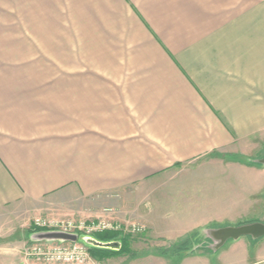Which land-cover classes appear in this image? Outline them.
Instances as JSON below:
<instances>
[{"label":"crops","instance_id":"1","mask_svg":"<svg viewBox=\"0 0 264 264\" xmlns=\"http://www.w3.org/2000/svg\"><path fill=\"white\" fill-rule=\"evenodd\" d=\"M249 10L250 0H0V234L31 211L141 225L166 245L212 233L175 264L264 260L248 236L212 251L214 231L262 213L264 166L234 158L253 151L241 94L251 55L236 44ZM5 254L0 264H28Z\"/></svg>","mask_w":264,"mask_h":264},{"label":"rangeland","instance_id":"2","mask_svg":"<svg viewBox=\"0 0 264 264\" xmlns=\"http://www.w3.org/2000/svg\"><path fill=\"white\" fill-rule=\"evenodd\" d=\"M250 1V19H247L246 17L245 23L237 27V38L242 39L243 34L244 41L242 42L241 39V41L236 40V44L237 47L246 49L245 51L249 52L251 55L249 58H245L246 63H244L243 67H245L246 77H244V88L241 90V94H243L247 106L250 107L251 129L253 133L248 140L251 142L253 151L248 156L238 153L234 158L243 163H253L264 166V164L259 163L260 160L264 159V0ZM237 18L238 23L239 17L237 16ZM240 22H243V18L240 19ZM248 60L250 61L249 63H247ZM260 212L262 213L257 214L255 219L246 220L244 222L261 223L264 225V193L262 195ZM31 213V211L25 213L19 220L20 224L12 226L13 228L10 229V231L12 230L11 235H7V233L0 234V256H4L5 253V255H7L9 252L7 256H15L18 257V259L25 258L24 254L26 250L34 244L29 237L31 234L30 229L32 220L37 216L44 217L43 214L32 215L33 213ZM7 231L9 230L6 228L5 232ZM209 235L212 236V233L201 231L196 235L182 240L185 242L184 244L187 251L180 252L177 251V248L175 247L176 245H166L161 242V240L149 238L146 236L145 232L143 235L129 236L127 243L128 246L126 247L124 255L117 256V259L113 260H109L108 258H96L97 261L93 259L92 264H128L127 262L134 260V257L146 255V252L155 254L156 256H160V253H165L172 260V264H175L186 254H191L193 253L192 251L196 253L198 250L196 246L204 241V236ZM83 237L84 236H81L80 238ZM260 240V243H262V247L264 248V237H261ZM218 242L219 241L214 242V245H212V251L215 252L217 250L216 245ZM204 245L206 246L207 244ZM33 262L39 264L34 260H27L28 264H34ZM256 262L264 264V260H240L239 262H236V264H253ZM209 264L232 263L230 260H209Z\"/></svg>","mask_w":264,"mask_h":264},{"label":"built area","instance_id":"3","mask_svg":"<svg viewBox=\"0 0 264 264\" xmlns=\"http://www.w3.org/2000/svg\"><path fill=\"white\" fill-rule=\"evenodd\" d=\"M31 226L39 231L76 235L78 238L76 242H35L26 250L24 257L39 264H92L88 248L79 242L81 236L92 237L106 232L135 236L146 232L141 225H125L104 219L85 221L36 217Z\"/></svg>","mask_w":264,"mask_h":264},{"label":"water","instance_id":"4","mask_svg":"<svg viewBox=\"0 0 264 264\" xmlns=\"http://www.w3.org/2000/svg\"><path fill=\"white\" fill-rule=\"evenodd\" d=\"M259 163L264 164V159L260 160ZM214 238L219 241V246L222 245L228 239H239L241 237H251L252 239H259L264 237V225L261 223H252L248 225L238 227H226L221 228L213 232ZM36 242L47 241V242H76L78 240L76 235L47 232L37 236ZM81 241H87L88 238H80Z\"/></svg>","mask_w":264,"mask_h":264},{"label":"trees","instance_id":"5","mask_svg":"<svg viewBox=\"0 0 264 264\" xmlns=\"http://www.w3.org/2000/svg\"><path fill=\"white\" fill-rule=\"evenodd\" d=\"M248 224H252V222H241L234 227L248 225ZM35 231H39V230H36V229L31 230V232H35ZM93 237H95L100 242H110V241L118 240V239L121 241V247L118 251H111V250L98 249V248H88L89 254L94 260H96V258L101 259V258L117 257L120 255H124V253L126 252V247L128 246L127 243L129 240V236L122 235L120 233L106 232V233H102V234H96ZM259 239H261V238H259ZM184 243L185 242L181 241L180 243L177 242V243L170 244V245H172V246L176 245L175 247L177 248V251H180V252L185 251L186 252L187 248H185ZM160 254L166 255L165 253H160Z\"/></svg>","mask_w":264,"mask_h":264}]
</instances>
